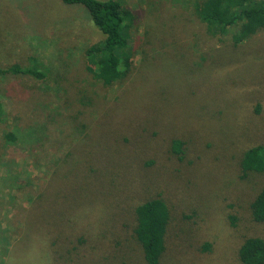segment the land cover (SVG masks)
<instances>
[{"label":"rangeland","instance_id":"rangeland-1","mask_svg":"<svg viewBox=\"0 0 264 264\" xmlns=\"http://www.w3.org/2000/svg\"><path fill=\"white\" fill-rule=\"evenodd\" d=\"M118 1L135 15L134 57L106 86L87 70L85 50L103 34L83 7L0 0L1 65L35 57L87 93L65 105L51 101L52 80H1L8 113L23 118L0 124V264H147L131 231L135 206L156 197L170 209L159 264H243V241L264 238L250 209L264 173L240 177L244 152L264 145V30L234 45L207 33L193 0ZM33 121L54 124L47 144L64 143L54 157L3 138Z\"/></svg>","mask_w":264,"mask_h":264},{"label":"trees","instance_id":"trees-1","mask_svg":"<svg viewBox=\"0 0 264 264\" xmlns=\"http://www.w3.org/2000/svg\"><path fill=\"white\" fill-rule=\"evenodd\" d=\"M60 1L66 5L83 7L94 26L103 34L102 39L90 44L85 50L89 73L106 86L124 80L130 73L133 64L134 53L128 40L135 22L134 13L118 0ZM189 3L193 6L195 15L210 36L218 37L230 33L234 45H238L257 32L264 30V0H193ZM29 60V65L15 63L3 66L0 63V83L3 79L19 76L33 77L41 82L52 80L50 77L48 78L47 68L39 60L35 57H31ZM35 62H39L40 66ZM67 80L68 78L64 77L52 80L55 89L48 90L55 96V100L51 101L58 100L65 105L87 104L85 102L87 93L84 92V88L75 81L76 88L74 90L76 91L66 89L64 85ZM22 85L23 83L20 84V86ZM8 90L12 92L11 87ZM71 92H73L72 98ZM68 94L73 100L72 102L70 98H65L64 95ZM88 97L89 104H91L93 100L91 96L88 95ZM4 98V95L0 93V124L20 121L23 117L17 114L18 109L13 115L8 113ZM10 118L12 121H9ZM70 118L72 126L67 122L69 136H78L79 134L74 132L76 129L74 121H82L77 116L72 115ZM53 125L52 123L39 124L33 121L23 129H6L3 138L6 142L22 141L23 139L41 152L52 149V158L54 152L59 151L58 148L64 144L61 138V145L58 144V140H55L57 147L47 144L45 135L50 132ZM63 128H58V130ZM183 145L182 140H174L172 150L176 154H182ZM240 165L241 178H246L251 172L264 173V145L248 148L241 158ZM250 209L255 222H264V187L252 200ZM134 214L135 225L131 231L132 235L141 246L147 264H159L165 251V233L170 218V209L163 198L156 197L135 206ZM239 258L243 264H264V238L258 236L246 238L239 249Z\"/></svg>","mask_w":264,"mask_h":264}]
</instances>
